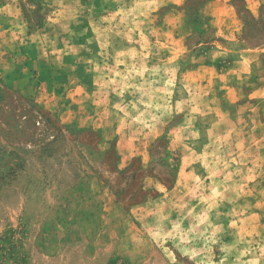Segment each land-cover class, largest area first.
I'll return each instance as SVG.
<instances>
[{
	"label": "rangeland",
	"instance_id": "1",
	"mask_svg": "<svg viewBox=\"0 0 264 264\" xmlns=\"http://www.w3.org/2000/svg\"><path fill=\"white\" fill-rule=\"evenodd\" d=\"M216 1L0 0V264H264V141L224 88L264 3Z\"/></svg>",
	"mask_w": 264,
	"mask_h": 264
},
{
	"label": "crops",
	"instance_id": "2",
	"mask_svg": "<svg viewBox=\"0 0 264 264\" xmlns=\"http://www.w3.org/2000/svg\"><path fill=\"white\" fill-rule=\"evenodd\" d=\"M261 1L264 3V0ZM215 3L218 4L220 1L217 0ZM228 17L231 23H234L233 20L235 18L232 17V14L230 15L229 13ZM239 30L238 25L231 30L238 43L234 45L233 61L228 68V73L231 77L224 79L227 83L224 88L230 103L239 104L240 106L246 105L243 110H240L242 117L245 118L244 127H248L244 131L243 139L245 142L253 141L257 145L264 141V106L262 105L263 103L260 104L264 102V75L258 78L252 77L257 73V69L261 65L260 61L264 56V43L253 45L241 37L236 38V35L240 32ZM211 50L213 48H207L206 51L209 53ZM216 70L214 60L209 59L204 64L198 65L193 71L199 74L201 71L203 73H212ZM187 72L189 71H182V75ZM250 78H252V82L243 84L244 79L246 81V79ZM255 79L258 82H255ZM238 138L240 139L241 137L239 136Z\"/></svg>",
	"mask_w": 264,
	"mask_h": 264
}]
</instances>
